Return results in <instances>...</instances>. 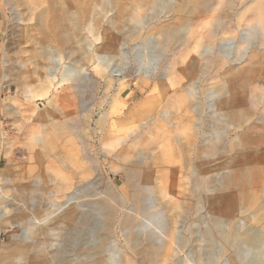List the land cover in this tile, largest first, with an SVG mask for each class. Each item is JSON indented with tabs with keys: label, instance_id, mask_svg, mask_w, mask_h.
I'll return each mask as SVG.
<instances>
[{
	"label": "rangeland",
	"instance_id": "rangeland-1",
	"mask_svg": "<svg viewBox=\"0 0 264 264\" xmlns=\"http://www.w3.org/2000/svg\"><path fill=\"white\" fill-rule=\"evenodd\" d=\"M213 4L198 15L193 0H38L31 14L0 0L1 165L11 158L28 188L4 191L39 212L52 197L57 216L75 208L42 247L60 245L65 264H110V253L126 264H264V0ZM13 14L21 31L38 18L55 76L34 100L4 83ZM217 17L224 30L206 37ZM32 165L53 195L28 186ZM4 198L0 264H22L28 242L2 215ZM104 236L115 249L98 254Z\"/></svg>",
	"mask_w": 264,
	"mask_h": 264
},
{
	"label": "bare ground",
	"instance_id": "bare-ground-1",
	"mask_svg": "<svg viewBox=\"0 0 264 264\" xmlns=\"http://www.w3.org/2000/svg\"><path fill=\"white\" fill-rule=\"evenodd\" d=\"M193 2H194V5L196 7V11H197L198 15H202V14L206 13L207 11H212V10L216 9V7L213 6L214 5L213 0H193ZM220 2L222 4V0H220ZM227 2H228V5L231 6L232 0H227ZM186 3H187V1H186ZM18 6L21 8L27 7L26 10L30 11V13L33 14L34 10L38 7V0H28L27 2H24V0H18ZM258 17H259L260 23L263 24L264 23V9L259 11ZM220 18H218V21L215 24H213L212 27H210L208 29V31L206 33V37H212V36L216 35L219 31L224 30L225 24H224L222 18L221 19ZM219 19H220V21H219ZM37 24H38V18H36V21L34 24L30 25V31L29 32L26 31L25 29H23L21 31L19 29V24L16 20V14H13L12 20L8 24V28H7V36L8 37H7L6 47H5V64L6 65H5L4 69H5L6 77H5L4 83L9 85L10 88H14L17 93H19L23 96V98L28 97L30 100H34L40 96H44L48 92L50 86L52 85V80L55 79V76L51 77L50 75L52 73L51 72L49 73L48 69H45L44 65H43V60H45V51L40 46L39 42L37 41L36 35H35ZM162 42L164 45L167 44L168 38H164V40ZM21 46H23L22 50H21ZM22 52L24 54L23 57L20 56V54H22ZM23 62L24 63L26 62L25 66H23L24 65ZM1 80H2V78L0 77V89H1ZM191 87L192 86L189 84H186V86H185V88L188 91L189 96H191V93H192ZM192 105H193V108L196 109V111H198L199 113H202V110L204 109V106H203L204 103L194 101V103ZM221 105H223L222 102L219 104V106H221ZM32 137H34V135ZM35 138L37 139V137H35ZM42 141H43V139H42ZM0 149H1V147H0ZM2 159L3 158H0V195L2 198H4L6 196V198H4V199L7 200V194H13L14 191H11V193L10 192L5 193L4 190H7V187H10V188L12 187L13 190L15 189L16 194L19 197V195H20L19 193L23 192L27 187L24 189L23 184H19L18 182H16L17 181L16 176L18 177L21 174L16 175V172L13 171L14 167H13L12 159L11 158L8 159L6 168H2V165H1ZM51 163L53 165V162H51ZM32 166L33 167L32 168L30 167L31 170L28 172L29 177H31V179H30L31 183L28 184V186L30 188H34V189L39 190V191L44 190L43 194L47 193V194L53 195L54 190H53V188H51V186L49 184L50 182L45 181L42 178V175L40 174L41 173L40 172L41 167L36 168V167H34V165H32ZM24 171L25 170H23L22 173ZM44 171L45 170H43V172ZM44 175H45V173H44ZM22 177H23V175H22ZM27 177L28 176H26V178ZM26 178H25V176L23 177V179H26ZM51 178L52 179H50V180H54L53 177H51ZM42 185H43V189H42ZM6 192H8V191H6ZM77 192H78V190H77ZM39 193L41 194V192H39ZM43 194H41V195H43ZM72 197H70V200ZM8 199H10V198H8ZM11 200L12 201H10V203L8 202V200H7V202L4 201V204L2 206V215L5 216L9 220V226L11 228L14 229V228L18 227L22 230V235L20 234V237L18 236L19 237L18 239L28 242L24 248V257H23L22 264H65L64 262H66V260H67V256L65 255L66 251L61 249L60 245L57 244L54 246L53 244L49 243V245L46 249H43L42 247H44L43 245L46 244L45 242H49V238H47V232L50 230V228L54 229V226H52L51 222L59 223L58 225H61V224L65 223L67 219L73 220L75 218V215H76L75 208H70L69 210H67L63 214H60L57 216L56 215L57 212L63 206L60 203L55 202V199L53 197L50 198L48 203L50 204V206L52 205L54 207V209L51 210L50 212H46V213L39 212L37 210V208H29L28 206H26L25 202H23V203L16 202L15 201L16 199H14V197ZM149 206L151 207V205H149ZM152 206H153V204H152ZM108 215L110 218L113 214L111 213ZM146 224L143 225V227L145 229L149 228L148 224L147 225ZM144 228L142 229V231L145 230ZM152 230H155V229H151V231ZM109 232H110V230H109ZM107 238H108L107 236H104L100 240L98 245L96 246V251H98V254H99V252H101V253L105 252V254L106 253L109 254L110 252H112L115 249V246L111 247L109 245V243L112 240L109 241V239H107ZM49 250H52L50 260H49V255L44 256V254H43V252L49 251ZM45 254H47V253H45ZM109 259H110V264H126V263L121 262V259L120 260L117 259V257L115 256L114 253L109 254Z\"/></svg>",
	"mask_w": 264,
	"mask_h": 264
}]
</instances>
